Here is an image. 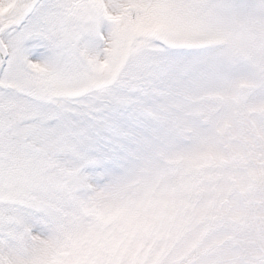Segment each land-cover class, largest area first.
<instances>
[{
  "label": "snow or ice",
  "instance_id": "obj_1",
  "mask_svg": "<svg viewBox=\"0 0 264 264\" xmlns=\"http://www.w3.org/2000/svg\"><path fill=\"white\" fill-rule=\"evenodd\" d=\"M0 264H264V0H0Z\"/></svg>",
  "mask_w": 264,
  "mask_h": 264
}]
</instances>
